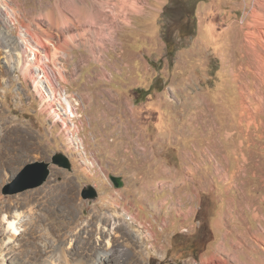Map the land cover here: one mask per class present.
Returning <instances> with one entry per match:
<instances>
[{
    "label": "rangeland",
    "instance_id": "obj_1",
    "mask_svg": "<svg viewBox=\"0 0 264 264\" xmlns=\"http://www.w3.org/2000/svg\"><path fill=\"white\" fill-rule=\"evenodd\" d=\"M251 3L179 0L164 14L170 0H0V50L13 57H0V264L15 255L22 264H92L107 245L113 264H247L236 249L263 253L255 214L264 218V99L250 96L256 88L240 51ZM189 13L190 31L171 26ZM53 87L79 103L78 137ZM137 111L193 118L200 136L185 146L198 166L188 181L173 179L182 165L146 141L138 168L121 160L134 156L121 145L123 114L135 120ZM56 153L70 158L71 171L51 165L42 186L3 194L25 165ZM215 160L221 178L212 181ZM111 175L125 186L115 188ZM89 186L98 197L84 200ZM9 216L26 223L16 254L6 249Z\"/></svg>",
    "mask_w": 264,
    "mask_h": 264
},
{
    "label": "crops",
    "instance_id": "obj_2",
    "mask_svg": "<svg viewBox=\"0 0 264 264\" xmlns=\"http://www.w3.org/2000/svg\"><path fill=\"white\" fill-rule=\"evenodd\" d=\"M131 66L133 67V65ZM132 70L133 69H131V71ZM130 100H132V98L130 99L126 98L125 102L129 103ZM135 113H136V117L134 120V118L130 117L129 113L124 112L123 119H122L123 126H122V136H121L122 137L121 145L123 146V149H125L124 150L125 153L131 152V153H134V156L124 154L121 160L124 162L134 161V162H131L132 165L135 168H138V165L141 164L140 161H144L143 159L148 158V156L143 157V156L136 154L137 152L141 151V145H143L144 142L146 141L148 144L157 146V152L165 153L166 157L174 161L175 166L179 167L180 165H182V168L180 166L179 169H175L171 173V176L173 177V179L179 178L181 181V178H184L183 179L184 182L188 181V173L191 170L193 164L198 166L196 163H191V164L189 163V161L192 162V158H189V154H188L189 148L187 150L186 149L187 146H185V144L189 142L191 139L197 136H200L195 128H190L191 127L190 120L193 118L190 117L189 115L186 116L185 113L183 112H178V113H173V114L157 113V115L155 114L144 115L142 113L140 114L138 111ZM138 115H140V117H137ZM144 116H146L145 117L146 122L153 121L154 124H150V125L148 124L147 126L146 123H143L142 120ZM153 116H155V118ZM132 120L135 121L134 125H133ZM163 120H167L166 125H163L161 123ZM106 121L111 122V120H106ZM109 126H110V123H109ZM153 128H155L154 132H153ZM154 133H157L158 135V136H155V139H153ZM150 138H152V140ZM214 138L215 137H212L211 141ZM232 140H233L232 135L227 136L226 134L225 139H223L222 141L226 143L224 146H229ZM215 142L216 140L214 139L212 143L215 144ZM121 151H122V148H121ZM218 166H219V163L217 162V164H214V166L209 167V168H213L211 171V176H210L212 181H214L216 178L218 179L221 178L220 174L217 172ZM199 167H203V165L200 164ZM224 172L226 171L224 170L223 173ZM178 175H181L182 177L181 176L178 177ZM194 177H195V173L192 174L191 180Z\"/></svg>",
    "mask_w": 264,
    "mask_h": 264
},
{
    "label": "bare ground",
    "instance_id": "obj_3",
    "mask_svg": "<svg viewBox=\"0 0 264 264\" xmlns=\"http://www.w3.org/2000/svg\"><path fill=\"white\" fill-rule=\"evenodd\" d=\"M251 2L252 3H251V6H250V12H249V17H251V18H250V20L247 23H245V22L243 23L244 39L241 41L242 44L240 45V51H244L246 53L245 58L249 59L248 70H249V73L252 74V78L250 79L249 82L251 84H253L255 86V88H256L255 91H252L250 93V96L253 97L256 93L261 92L262 93L261 99H264V0H251ZM236 42H237V40H236ZM0 52H1L0 53V57L4 61H8V60L10 61V59L13 58L12 54H9V51H1L0 50ZM23 52L24 51H21L20 53L23 55L24 54ZM20 53H18L19 58H20V56H22ZM16 54L17 53H15V55ZM36 54H38V53H36ZM11 61H13V60H11ZM39 61H41V60H39ZM17 63H18V65H20V67H22V69H23V66H26L24 58L22 60H20L19 62H17ZM12 66H13V64H12ZM38 67H40V66H38ZM40 68L42 69V70L41 69L40 70L43 72V77L45 79L49 80L50 76L47 73V71L44 72L43 67H40ZM59 89H57V92H58L57 96L59 95V97H61L62 100H64V98L62 97V95L60 93L61 91H59ZM64 94L66 95L67 93L65 92ZM244 97H246V95ZM54 100H55V98H54ZM65 102L66 103H70L68 101L67 97L65 98ZM60 107H63V106L60 105ZM62 109L64 110V113L66 115V108L63 107ZM58 115H60V114H58ZM73 117L75 118V113L74 112H73ZM79 141L81 142V139H79ZM249 208H250V206H249ZM258 213L255 214V217L257 219H260L261 221L262 220L264 221V218L259 217L261 215H259ZM11 218H12V216H9L8 220H6L7 227L9 226V232H11V236L9 237V240L6 243L7 246H6V244H4V245L6 246V249L13 250L11 252H14V254H16V253H19V251H21L23 246H24V242H25V238H26V237H24V234H25L24 232H26V229L24 228V225H26V223H24V225H23L22 224L23 221L20 220V219H16L17 217L12 218V219ZM22 227H23V229H22ZM261 227L264 228V226L262 224H261ZM113 228L114 227H111V229H113ZM18 231H21V232L18 233ZM242 236H240V237H242ZM249 236H251V235H249ZM246 237H247V234H246ZM263 242H264V240H263ZM240 244H242V243H240ZM257 248L251 247V248H249L250 249L249 251H245V250L239 251V250L236 249L239 260L241 258V255L244 254L246 256V258H247V264H264V251H263V253H261ZM2 250H4V248ZM115 252H116V249L113 246L107 245L105 247H102L101 250L98 251V253H97L95 259L93 260L92 264H113L112 260H116L114 258V256H115L114 253ZM256 255H258V258L255 257ZM9 258H6V260H3V261L1 259V261H2L1 264H6V261H7V264H22L21 263L22 261L21 262H20V260L18 261V259L20 257L17 258V255L12 257L11 261L9 260ZM208 259L211 260L213 258H211V259L208 258ZM66 262L67 263H65V264H83L81 262H74V261H72V260H70L68 258L66 259ZM42 264H59V263H55V262H53V263L49 262L48 263V262L44 261ZM204 264H207V261H204Z\"/></svg>",
    "mask_w": 264,
    "mask_h": 264
},
{
    "label": "water",
    "instance_id": "obj_4",
    "mask_svg": "<svg viewBox=\"0 0 264 264\" xmlns=\"http://www.w3.org/2000/svg\"><path fill=\"white\" fill-rule=\"evenodd\" d=\"M51 165L69 171L72 170L70 158L62 153H56L53 155L51 162L36 161L25 165L16 178L4 187L3 194L14 195L42 186L51 174ZM110 179L117 189L125 186L124 179L120 176L111 175ZM81 196L84 200L96 199L98 191L93 186L85 187L81 192Z\"/></svg>",
    "mask_w": 264,
    "mask_h": 264
},
{
    "label": "built area",
    "instance_id": "obj_5",
    "mask_svg": "<svg viewBox=\"0 0 264 264\" xmlns=\"http://www.w3.org/2000/svg\"><path fill=\"white\" fill-rule=\"evenodd\" d=\"M44 70V69H43ZM49 70V68L47 69V71ZM46 72V71H44ZM54 90H57V87H53ZM58 104H60L61 106L66 108V117L73 122V130H74V135H76L78 137L79 135V128H80V121L79 120H73V112H79V103L75 102V100L73 99V103H66L63 102L61 100V98L58 95ZM80 119H82V116L80 115ZM79 139L78 138V143H79ZM215 164H217V160L214 161Z\"/></svg>",
    "mask_w": 264,
    "mask_h": 264
},
{
    "label": "flooded vegetation",
    "instance_id": "obj_6",
    "mask_svg": "<svg viewBox=\"0 0 264 264\" xmlns=\"http://www.w3.org/2000/svg\"><path fill=\"white\" fill-rule=\"evenodd\" d=\"M178 1L179 0H170V2H172V4L170 5V6H168L166 9H165V11H163V13L165 14V13H168V11L170 10V9H172V8H174L175 7V5L178 3ZM175 5H174V4ZM177 6V5H176ZM192 18H190V13H189V15H182L181 17L179 16V18L178 19H176V21H171L172 23H171V26H176V27H180L182 30L181 31H183V32H188V31H190V29H191V26H192V20H191ZM167 43H169V41L167 40Z\"/></svg>",
    "mask_w": 264,
    "mask_h": 264
}]
</instances>
